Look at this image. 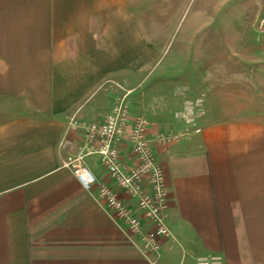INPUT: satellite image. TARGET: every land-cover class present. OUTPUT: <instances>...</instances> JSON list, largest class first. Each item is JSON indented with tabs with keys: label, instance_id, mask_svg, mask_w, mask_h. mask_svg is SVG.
I'll return each mask as SVG.
<instances>
[{
	"label": "crops",
	"instance_id": "obj_1",
	"mask_svg": "<svg viewBox=\"0 0 264 264\" xmlns=\"http://www.w3.org/2000/svg\"><path fill=\"white\" fill-rule=\"evenodd\" d=\"M138 3L0 0V264H264L261 123L205 125L161 143L148 116L169 202L171 235L159 254L101 197L106 184L135 203L98 154L84 158L97 179L91 190L65 165L84 143L69 123H102L114 105L102 84L152 69L155 48L141 44ZM138 117L130 109L118 142L127 166L137 163L129 132Z\"/></svg>",
	"mask_w": 264,
	"mask_h": 264
},
{
	"label": "rangeland",
	"instance_id": "obj_2",
	"mask_svg": "<svg viewBox=\"0 0 264 264\" xmlns=\"http://www.w3.org/2000/svg\"><path fill=\"white\" fill-rule=\"evenodd\" d=\"M134 11L153 66L102 84L116 95L110 112L124 101L174 141L205 125H264V0H139Z\"/></svg>",
	"mask_w": 264,
	"mask_h": 264
},
{
	"label": "built area",
	"instance_id": "obj_3",
	"mask_svg": "<svg viewBox=\"0 0 264 264\" xmlns=\"http://www.w3.org/2000/svg\"><path fill=\"white\" fill-rule=\"evenodd\" d=\"M129 114V106L121 101L102 123L72 120L70 127L83 131L84 143L80 154L77 157H69L65 165L72 169L86 190H91L97 184V179L85 165L84 158L98 154L117 185L126 191L135 203L131 205L106 184L99 185L101 197L117 217L125 222L131 234L139 239L147 252L159 254L162 238L171 235L168 227L169 202L165 176L147 137L149 123L145 117L136 118L129 132L137 163L133 166L122 163L118 142L124 136ZM199 131L200 129L196 132ZM178 138L179 136L162 135L157 141L166 143ZM145 182L149 185L148 189L144 187ZM214 264H219L218 259L214 260Z\"/></svg>",
	"mask_w": 264,
	"mask_h": 264
}]
</instances>
